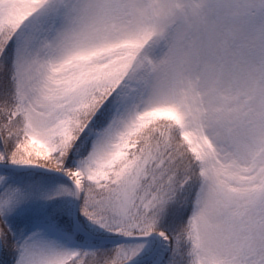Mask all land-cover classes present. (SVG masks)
<instances>
[{
	"label": "snow or ice",
	"instance_id": "6c2138e0",
	"mask_svg": "<svg viewBox=\"0 0 264 264\" xmlns=\"http://www.w3.org/2000/svg\"><path fill=\"white\" fill-rule=\"evenodd\" d=\"M188 8L203 36L173 40ZM178 57L209 83L251 63L250 86L159 88ZM0 251L264 264V0H0Z\"/></svg>",
	"mask_w": 264,
	"mask_h": 264
},
{
	"label": "rangeland",
	"instance_id": "374dc122",
	"mask_svg": "<svg viewBox=\"0 0 264 264\" xmlns=\"http://www.w3.org/2000/svg\"><path fill=\"white\" fill-rule=\"evenodd\" d=\"M189 0H168L170 6L175 8H182L184 4L188 3ZM192 4H196L199 0H190ZM159 13V18H164L165 13L168 11L167 8L158 6L157 9ZM193 9L188 8L185 13L184 22L176 23L175 21L169 20V26L171 27L170 37L175 40L177 37L185 33V23L191 24V32L188 33L192 38L203 36V28L199 25L198 21L191 17ZM175 24L174 27L172 25ZM164 51L163 46H161V53ZM162 58L158 53V59ZM203 70L202 65H198L193 62H187L183 58L178 57L177 62L170 68L161 71L158 80V87L161 89H167L172 86L176 78H180L186 84L196 85L199 88V92L203 96V100L207 104L213 103L217 97L221 95H234L237 88L241 91L247 89L251 83L252 77V66L251 63L246 67L245 71L240 75L238 79L232 78L230 75H226L218 83H209L206 79L201 77V72ZM241 100L245 99L243 95L240 97ZM158 115H164L170 118L174 117L172 112L158 113ZM108 235V234H105Z\"/></svg>",
	"mask_w": 264,
	"mask_h": 264
},
{
	"label": "trees",
	"instance_id": "16d2710c",
	"mask_svg": "<svg viewBox=\"0 0 264 264\" xmlns=\"http://www.w3.org/2000/svg\"><path fill=\"white\" fill-rule=\"evenodd\" d=\"M11 256H5L1 251L0 253V264H10Z\"/></svg>",
	"mask_w": 264,
	"mask_h": 264
}]
</instances>
